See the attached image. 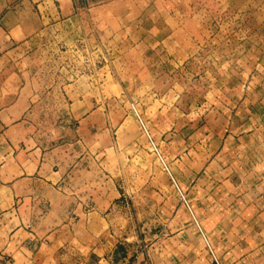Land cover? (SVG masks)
Wrapping results in <instances>:
<instances>
[{
	"label": "rangeland",
	"instance_id": "1",
	"mask_svg": "<svg viewBox=\"0 0 264 264\" xmlns=\"http://www.w3.org/2000/svg\"><path fill=\"white\" fill-rule=\"evenodd\" d=\"M162 1L155 22L138 21V7L112 6L132 14L109 20L115 36L108 48L76 58L108 65V99L89 102L92 116L69 132L64 102H54L55 132L42 134L45 143L70 147L76 165L66 188L88 206L108 209L122 257L264 264V5L232 0L215 12L212 5ZM142 23L158 36L184 25L198 33L200 48L182 67L157 54L156 83H138L132 75Z\"/></svg>",
	"mask_w": 264,
	"mask_h": 264
},
{
	"label": "crops",
	"instance_id": "2",
	"mask_svg": "<svg viewBox=\"0 0 264 264\" xmlns=\"http://www.w3.org/2000/svg\"><path fill=\"white\" fill-rule=\"evenodd\" d=\"M181 1L212 5L218 12L232 0ZM158 2L163 1L0 0V264H146L145 253L131 259L120 255L105 206H88L66 188L76 165L70 164V147L47 145L42 134L55 132L54 102H64L69 132L90 119L94 106L89 102L108 99V65L76 58L94 47L108 48L115 36L109 20L123 21L132 14L113 12L112 6L138 7V21L155 22ZM257 2L262 10L264 0ZM83 3L90 12L83 13ZM149 28L140 30L134 45L139 56L132 76L138 83L148 77L155 84L161 75L157 54L182 67L200 42L198 33L184 25L168 26L162 36ZM63 52L74 60L48 59L47 54ZM97 87L100 92L94 93Z\"/></svg>",
	"mask_w": 264,
	"mask_h": 264
}]
</instances>
